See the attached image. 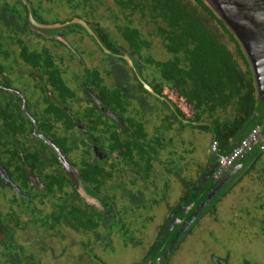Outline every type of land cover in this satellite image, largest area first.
Segmentation results:
<instances>
[{"label":"flooded vegetation","instance_id":"obj_1","mask_svg":"<svg viewBox=\"0 0 264 264\" xmlns=\"http://www.w3.org/2000/svg\"><path fill=\"white\" fill-rule=\"evenodd\" d=\"M156 22L124 0H0V264H57L67 251L103 264L92 247L148 264L217 156L245 170L166 264H187L194 239L214 248L210 264H259L216 232L264 250V146L242 132L255 109L206 95Z\"/></svg>","mask_w":264,"mask_h":264},{"label":"water","instance_id":"obj_2","mask_svg":"<svg viewBox=\"0 0 264 264\" xmlns=\"http://www.w3.org/2000/svg\"><path fill=\"white\" fill-rule=\"evenodd\" d=\"M200 1L233 37L248 64L255 89V111L242 132L250 131L258 137L252 143L253 149L264 146V0ZM249 155L253 156V153ZM221 163L217 156V161L209 165L168 218L147 256L148 264H153V258L154 264H166L184 236L233 187L246 167L240 162L234 167Z\"/></svg>","mask_w":264,"mask_h":264},{"label":"trees","instance_id":"obj_3","mask_svg":"<svg viewBox=\"0 0 264 264\" xmlns=\"http://www.w3.org/2000/svg\"><path fill=\"white\" fill-rule=\"evenodd\" d=\"M134 1L124 0L126 4L138 7L143 15L149 14L157 20L158 32L170 41L169 49L183 48L192 67L190 73L201 77L206 95L213 97L217 90L223 100L226 93H231L238 100L237 111L243 112L246 103L251 109H255V89L251 72L245 75L231 50L203 25L201 17L205 15H201L200 8L236 44L238 54L247 64L239 46L200 0H194L200 8L192 4L191 0H188V4H183L180 0H140L137 4ZM245 88L250 91L247 98L240 96Z\"/></svg>","mask_w":264,"mask_h":264},{"label":"rangeland","instance_id":"obj_4","mask_svg":"<svg viewBox=\"0 0 264 264\" xmlns=\"http://www.w3.org/2000/svg\"><path fill=\"white\" fill-rule=\"evenodd\" d=\"M202 14L205 15V17H206L205 23L207 24L208 30L211 31L212 33H214L216 35V37L218 38V40L222 44H224L229 50H231V52L235 55L236 60L239 62V64L243 68H245L246 64L243 61V59L241 58V56H239L236 44L230 39V37L226 33L223 32V30L220 27H218V25L215 23V21H213V19H211L203 11H202ZM233 186H235V184ZM221 230H222V228L216 227V232L219 233V236L221 237L220 240L224 244L223 246H225V249L227 251H229L233 256L235 255V257H237L238 255L241 256L243 254L244 255L245 254L246 255H253V256L255 255L257 257L258 263L264 264V250L263 249H257L258 247L257 248L253 247V249H252L250 246H254V245L250 244V243H247V245H244V246H241V244H238V243H234L231 245L229 243V241L226 238H224L225 233H224V231L220 232ZM191 241L194 244V246H192V243H190V249L191 250L189 251V245L188 244H186L185 249H183L185 251V253H187V255H186L187 264H210L209 259H210V255H212V254H210V252L214 251V248L210 247V243L209 242L200 243L198 239L197 240L194 239ZM208 247H210L211 249ZM192 248H194V249H192ZM91 249H92V254L99 261L103 262V264H122V262H123V264H127L129 261L128 258L132 256V255H129L128 253L126 255H119V254H113V252H112V255H111V253H109V254H107V256H104L102 253H98L97 250H94L93 247ZM255 249H257L256 254H253ZM67 253H68V251H67ZM67 253H66V255H67ZM66 255L57 264H77L76 260H74L75 258L70 256L69 254L66 258ZM82 259H83V261H85V260L88 261V259L90 261L92 260L89 256L87 259V257L84 255H83ZM91 264H96V262H92Z\"/></svg>","mask_w":264,"mask_h":264}]
</instances>
